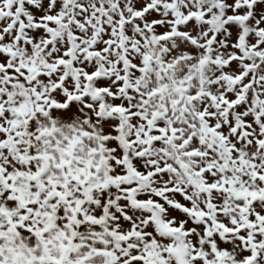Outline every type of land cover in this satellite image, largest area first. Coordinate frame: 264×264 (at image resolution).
I'll return each mask as SVG.
<instances>
[{"label": "snow or ice", "instance_id": "snow-or-ice-1", "mask_svg": "<svg viewBox=\"0 0 264 264\" xmlns=\"http://www.w3.org/2000/svg\"><path fill=\"white\" fill-rule=\"evenodd\" d=\"M0 264H264V0H0Z\"/></svg>", "mask_w": 264, "mask_h": 264}]
</instances>
